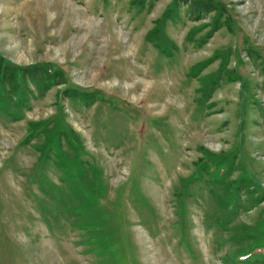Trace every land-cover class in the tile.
<instances>
[{
    "label": "rangeland",
    "instance_id": "obj_1",
    "mask_svg": "<svg viewBox=\"0 0 264 264\" xmlns=\"http://www.w3.org/2000/svg\"><path fill=\"white\" fill-rule=\"evenodd\" d=\"M193 1L0 0V264H264V0Z\"/></svg>",
    "mask_w": 264,
    "mask_h": 264
},
{
    "label": "trees",
    "instance_id": "obj_2",
    "mask_svg": "<svg viewBox=\"0 0 264 264\" xmlns=\"http://www.w3.org/2000/svg\"><path fill=\"white\" fill-rule=\"evenodd\" d=\"M194 2V1H193ZM208 3H210V6L212 7V8H214V9H219L220 11H223L225 8H224V6L220 3V2H213V0H208ZM194 5L195 6H193L194 8L195 7H198V8H202V7H205V4H199L196 0H195V2H194ZM220 14V13H219ZM223 14V13H222ZM220 17H219V15H217V16H215V18H214V21H213V23H214V26H213V29L215 28V29H217L219 26H218V22H217V20L219 19ZM217 22V23H216ZM213 29H212V31H213ZM198 30H199V28H194V32L195 33H197L198 32ZM20 70V69H19ZM23 71H25V70H21V73H23ZM27 71H25L23 74H25ZM76 99V98H75Z\"/></svg>",
    "mask_w": 264,
    "mask_h": 264
}]
</instances>
